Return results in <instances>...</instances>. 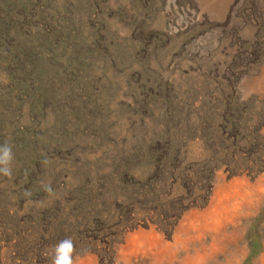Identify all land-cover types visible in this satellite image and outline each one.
I'll return each instance as SVG.
<instances>
[{"label": "rangeland", "instance_id": "obj_1", "mask_svg": "<svg viewBox=\"0 0 264 264\" xmlns=\"http://www.w3.org/2000/svg\"><path fill=\"white\" fill-rule=\"evenodd\" d=\"M77 1L55 7L111 26L115 68L93 75L114 86L78 117H35L0 69V145L14 153L0 264H50L65 237L77 264H264V0ZM141 25L158 48L146 98L131 86Z\"/></svg>", "mask_w": 264, "mask_h": 264}, {"label": "trees", "instance_id": "obj_2", "mask_svg": "<svg viewBox=\"0 0 264 264\" xmlns=\"http://www.w3.org/2000/svg\"><path fill=\"white\" fill-rule=\"evenodd\" d=\"M82 1H88L89 8H94L96 2L80 0L76 7ZM55 2L0 0V69L3 68L7 90L18 99H28L31 115L44 118L47 108L53 107L60 108L59 118L66 111L78 117L85 113L87 107L96 105L91 99L92 94L98 90L100 95L112 92L113 78L109 77L101 84L100 77L93 75V71L103 70L105 65L115 68V45L109 38L111 26L98 18L96 9H57ZM141 3L147 6L149 0H141ZM149 37H153L151 32L144 33L141 25L138 42L133 43L135 50L138 46V55L142 57L139 71L132 76L131 83L132 92L138 98H146L148 94L142 82L150 71L147 70L150 57L158 49L157 46L149 47ZM122 57L118 53L117 62L120 63L119 58ZM96 83L101 84V89L96 87ZM132 101L134 106L141 108L134 98ZM146 139L140 130L133 140L138 141L132 144L133 150L146 147ZM148 142L153 154L165 152L161 145L165 141L156 139Z\"/></svg>", "mask_w": 264, "mask_h": 264}, {"label": "clouds", "instance_id": "obj_3", "mask_svg": "<svg viewBox=\"0 0 264 264\" xmlns=\"http://www.w3.org/2000/svg\"><path fill=\"white\" fill-rule=\"evenodd\" d=\"M14 153L11 145H0V176L11 177ZM78 253L71 237H65L53 246L50 264H77Z\"/></svg>", "mask_w": 264, "mask_h": 264}]
</instances>
